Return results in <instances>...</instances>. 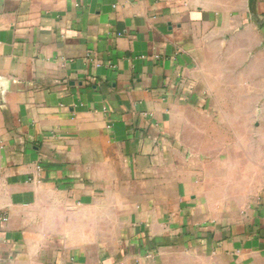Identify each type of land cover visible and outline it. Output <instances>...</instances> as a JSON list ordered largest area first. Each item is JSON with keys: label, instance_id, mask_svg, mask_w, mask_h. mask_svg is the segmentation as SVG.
Returning a JSON list of instances; mask_svg holds the SVG:
<instances>
[{"label": "crops", "instance_id": "crops-1", "mask_svg": "<svg viewBox=\"0 0 264 264\" xmlns=\"http://www.w3.org/2000/svg\"><path fill=\"white\" fill-rule=\"evenodd\" d=\"M0 264H264V0H0Z\"/></svg>", "mask_w": 264, "mask_h": 264}, {"label": "built area", "instance_id": "built-area-1", "mask_svg": "<svg viewBox=\"0 0 264 264\" xmlns=\"http://www.w3.org/2000/svg\"><path fill=\"white\" fill-rule=\"evenodd\" d=\"M8 221V215L0 211V231L3 229L5 223Z\"/></svg>", "mask_w": 264, "mask_h": 264}, {"label": "water", "instance_id": "water-1", "mask_svg": "<svg viewBox=\"0 0 264 264\" xmlns=\"http://www.w3.org/2000/svg\"><path fill=\"white\" fill-rule=\"evenodd\" d=\"M256 2H257V0H249L251 9H254L255 8Z\"/></svg>", "mask_w": 264, "mask_h": 264}]
</instances>
